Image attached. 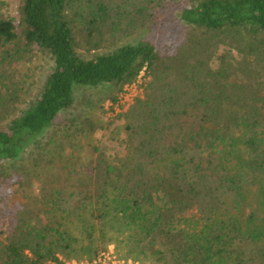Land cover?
Listing matches in <instances>:
<instances>
[{
  "label": "trees",
  "instance_id": "1",
  "mask_svg": "<svg viewBox=\"0 0 264 264\" xmlns=\"http://www.w3.org/2000/svg\"><path fill=\"white\" fill-rule=\"evenodd\" d=\"M78 17L87 50H107L83 57ZM19 23L0 16V159L42 133L53 148L37 144L28 167L2 173L22 175L9 194L0 186V264L92 260L108 243L141 264H264V0H22ZM156 26L160 37L116 46ZM36 53L49 71L16 107L7 60ZM143 68L125 152L88 141L82 159L79 138L100 126L59 118L74 111L75 88L121 89Z\"/></svg>",
  "mask_w": 264,
  "mask_h": 264
},
{
  "label": "rangeland",
  "instance_id": "2",
  "mask_svg": "<svg viewBox=\"0 0 264 264\" xmlns=\"http://www.w3.org/2000/svg\"><path fill=\"white\" fill-rule=\"evenodd\" d=\"M70 1L73 4L77 0H70ZM81 1L82 0H79V2ZM21 6H22V0H0V16L12 19L15 22V26H18V28H20L19 22L21 21ZM82 10H84V7L82 8ZM70 12L72 14L74 11L71 9ZM77 20L78 21L76 22L77 28L75 31V36L79 42L78 51L83 55V57L90 58L94 53L107 50L106 49L107 43H102V45L99 48L94 47L88 51L87 48H89V46L87 45V42L85 43V37H83L82 35L83 33L81 31V28L83 27L82 22H84V19L78 17ZM159 28H160L159 26H156L152 30L145 29L141 31L142 35L141 32L136 34H130L128 36L124 35L122 38L116 40L117 43L116 46L119 44H135L137 41H139L142 38L156 39L160 37ZM106 37L109 38L110 37L109 34H106ZM225 49H226L225 47H219L217 53L218 54L222 53ZM0 51L2 53L3 49H1ZM233 54L236 55L235 52H233ZM13 55L12 56L15 59L17 55L14 53ZM2 58L3 57L0 54V60ZM13 58H11L10 61L7 60V65L11 69V73L14 77L13 82L15 84V89H13L12 91V96H14L13 103L15 104L16 107H18L19 105H22V103H20L18 100V94L23 99H29L30 97H32L33 94L39 90L38 87L45 79V76L50 68L49 66L50 62L46 59L44 55H40L38 53L30 56L28 60H22L16 63H14L15 61L13 62ZM148 79L149 78H146V83L143 80L144 84H147ZM2 80L4 79L0 76V85H2L1 84ZM18 84L21 85L23 91L21 89L18 91ZM8 85H10V83ZM123 87L120 89L113 87L110 84H101L96 87L93 86L76 87L74 93L75 95V107L73 109L74 111L70 113L59 114V118L62 121L66 116L71 117L73 114L76 113L82 114L84 116L91 118L98 126H100V128L95 134L90 135L89 140L87 139V137L79 138L80 145L83 147L81 148V151L75 150L74 153L82 155V159L86 157L87 160L92 156L90 151L94 146L99 147L101 150H105L106 151L105 153L111 156L114 155L120 156L122 153L125 152L126 145L124 140L126 139V132L124 129L125 119L123 114L128 110V108L131 105L125 110H121L115 107L119 96L123 92ZM144 87H143V93L145 89ZM137 91L141 93L142 87L138 86ZM112 97H114L115 100H112L111 99ZM45 135L46 133H42L38 136H33L29 138L26 141V144L23 147V149L20 151L18 159L15 160L0 159V186L4 189L5 193L7 192L9 194L10 191H13V189L16 186H18L19 183L18 180L22 174L18 175L12 173L10 178H2L3 172L6 173V171L11 168L18 167V169L24 170L26 167H28V163H29L28 151L35 150L37 144L43 146L44 147L43 150L45 151L53 148V146H47L44 143ZM40 140H42L43 142H40ZM88 141L91 143L92 147H90V145L87 146ZM83 161L84 160H80V162ZM25 182H27L25 188L30 196V199L36 201L39 192V182L37 181V178L34 176V174H31L28 180L26 179ZM1 218L2 219H0V230H3L7 226V217H1ZM108 252L112 253V255H114L117 258L131 259L134 262L141 264V262L136 261L131 257H125L124 255H122V250L114 243H108L106 249L103 250L100 254L102 253L106 254ZM100 254H98V256ZM98 256H96L94 259H96ZM70 260L89 261L87 257H82L79 259L71 258L66 260V262H70Z\"/></svg>",
  "mask_w": 264,
  "mask_h": 264
},
{
  "label": "built area",
  "instance_id": "3",
  "mask_svg": "<svg viewBox=\"0 0 264 264\" xmlns=\"http://www.w3.org/2000/svg\"><path fill=\"white\" fill-rule=\"evenodd\" d=\"M146 72L145 68H143L139 74L130 82L125 83L123 87V92L119 96L118 101L116 103L117 108L121 110H125L131 104L134 103L136 98L142 97L143 94V87L146 86ZM142 80V81H141ZM144 80V81H143ZM142 87V92L139 93L137 91V87ZM145 88V87H144ZM141 95V96H140ZM90 261V262H89ZM70 260V262H66V264H138L131 259H121L117 258L112 253H102L96 259L92 260Z\"/></svg>",
  "mask_w": 264,
  "mask_h": 264
}]
</instances>
